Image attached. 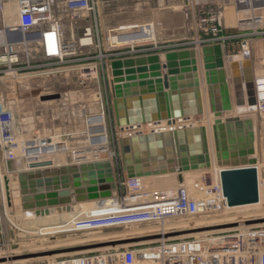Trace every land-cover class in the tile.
<instances>
[{
  "label": "built area",
  "instance_id": "obj_1",
  "mask_svg": "<svg viewBox=\"0 0 264 264\" xmlns=\"http://www.w3.org/2000/svg\"><path fill=\"white\" fill-rule=\"evenodd\" d=\"M8 2L10 0H0V15H2L0 32L5 33V37L0 39V81L8 74L17 79L28 77L27 74L19 73L29 71H32V74L51 75L79 70L83 80L99 79L101 72L104 88H99V111L87 118L89 137L102 136L94 130L96 124L92 121V117H102L100 125L107 127V134L110 129L113 137L112 147L110 140L107 144L97 143V148L100 150L96 155L93 151L92 153H83L79 150L73 152V161L69 164L111 163L114 171L112 196L95 201L85 210L75 211L58 224L40 226L39 235L76 236L80 233L100 232L113 228L151 226L152 231L146 237H157L154 240L127 246L104 247L76 252L74 255H61L52 264H264V223L247 225L264 220V172L261 165L257 166L259 202L249 206L229 207L223 191L221 170L216 169L214 164L208 170L195 172L194 175L197 177L191 184L188 183L190 178L183 180L174 188L165 189L155 188L152 177L125 178L121 164L119 149L121 134L115 121L112 76L107 66L108 62L178 50H201L203 46L217 44L225 48V43L236 37L225 35L227 27L224 24L225 15L222 7L200 10L199 28L203 36L194 41L183 40L160 45L157 42L155 27L145 24L131 30H110L108 44L102 45L97 0H15L14 14L17 22L12 25L6 23ZM59 2L69 12L71 20H76L81 14L93 20V25L85 27L76 42L64 40L63 28L53 13L55 5ZM186 2L188 8L195 10V0H186ZM234 4L241 29L245 31L246 28H250L254 31L239 37L244 39L264 37V15L256 14V12H264V0H234ZM246 15L252 17H245ZM139 34L144 37L124 41L127 37ZM78 49L87 51L95 49L97 55L78 59ZM81 62L87 64L74 68ZM21 64L25 66L20 68ZM254 84L257 94V114L264 118V71L254 79ZM139 131L148 133L151 127L144 125ZM59 138L62 136L53 135L48 138L20 136L13 112L0 108V252H9L0 257L7 260L4 264L18 262L9 259L23 255H14L20 249L19 245H15V241L20 239L16 237L15 230L20 228L7 214L8 209L13 210L14 201L11 195V205H9L3 180L27 171L32 163L49 160L48 153L53 157L61 154L62 152H57L58 147L66 146L68 150L67 144L58 140ZM44 147L53 149L40 153ZM104 153L108 155L105 158ZM12 165H15L13 170ZM240 209L256 210L258 214L248 213L249 215L240 219L231 216L234 211ZM198 217H207L209 220L207 224L195 230L230 225L236 227L200 232L196 235L169 236L193 231L189 229V225L186 228H177L173 223ZM5 219L11 225L12 241L1 244L7 238L3 226ZM27 229L31 230L26 227Z\"/></svg>",
  "mask_w": 264,
  "mask_h": 264
},
{
  "label": "water",
  "instance_id": "obj_2",
  "mask_svg": "<svg viewBox=\"0 0 264 264\" xmlns=\"http://www.w3.org/2000/svg\"><path fill=\"white\" fill-rule=\"evenodd\" d=\"M247 47V43L244 44ZM202 71L198 53L194 49L171 51L164 54L140 56L109 61L112 76V96L116 126L121 134L119 149L124 176L127 179L160 177L205 171L213 164L221 168V181L229 207L254 205L259 202L258 159L254 148V123L248 117L257 112L252 61L249 51L243 61L228 59L222 45L201 48ZM240 67L245 76H239ZM236 100L233 113L231 94ZM218 93L224 104L219 105ZM246 98L247 108L243 98ZM60 94L41 97L42 102L56 101ZM206 109L214 115L212 136L204 126H178L179 122L203 116ZM244 117V118H242ZM165 123L169 130L139 131L144 125ZM247 130V139L244 130ZM128 132V134H125ZM238 137V138H237ZM211 138V139H210ZM238 142V143H237ZM27 171L5 178V190L11 205V187L14 181L23 196L24 208L57 206V191L65 196L63 204L71 203L70 189L75 200H98L112 196L114 171L109 162L55 167L51 160L32 163ZM57 195V196H56ZM63 196V197H64ZM48 200V201H46ZM66 211H72L68 206ZM39 214L49 215L50 210ZM264 223V220L250 224ZM203 228L169 236L232 228ZM157 237L129 238L72 249L43 252L13 257L9 261L32 260L64 253H76L104 247L127 246ZM0 258V264L6 263Z\"/></svg>",
  "mask_w": 264,
  "mask_h": 264
},
{
  "label": "rangeland",
  "instance_id": "obj_3",
  "mask_svg": "<svg viewBox=\"0 0 264 264\" xmlns=\"http://www.w3.org/2000/svg\"><path fill=\"white\" fill-rule=\"evenodd\" d=\"M218 7L221 8V6L216 5L215 7L202 6L200 7V9L206 8L209 10H214ZM222 9L224 10L225 15V8L222 7ZM58 13V17L60 18V24L63 30L66 31V35H73L74 31L75 33H77V26L82 28L84 27V23L80 22L76 24V22H73L71 20V15L64 8H61ZM256 14L259 15L262 14V12H256ZM5 16L7 19V24L12 25L17 22V17L15 16V14L12 13L11 10H7ZM199 17L198 19L196 18V21H194V19L192 18L193 22L190 30L191 36H189V38L193 39L195 35L197 36V38L203 36V33L199 28ZM236 17L237 27L239 29L237 30L239 32L235 33L236 36L254 33V31H252L250 28H246L245 31L241 29L238 23L239 15L237 14V10ZM245 17L249 18L252 16L246 15ZM120 18L121 17H119L118 15L113 16L111 18L110 22L112 23L113 27H115V25L121 22ZM1 22L2 15H0V26ZM224 24L226 26L225 16ZM185 31L186 30L182 31L180 29L174 31L175 38L179 39L180 37H182L183 34L186 33ZM171 33L172 32H170V34ZM108 37V29L105 31H102L100 29V39L102 45L108 44ZM197 38L193 39L192 41L196 40ZM260 38L264 39V37ZM76 41L73 40V42ZM107 48L108 46L106 45V49ZM96 55L97 50L95 49L93 51L78 49V59ZM34 60H37V58H34ZM82 63L83 62H81L80 64H78V66H75L74 68H78L81 65L85 66L87 64L86 62L83 64ZM24 66V64H21L19 67L22 68ZM21 73L27 74L29 76L17 79L13 78V75L8 74L3 80L0 81V108L13 112L15 116L16 127L19 131L20 136L25 138L28 136L48 138L53 135H61L62 138H59L58 140L65 142L68 146V150L65 146L66 152H64L63 163H71L73 161L72 153L75 151L79 150L83 153H92L93 150L99 149L97 148L98 145L94 146L92 144V138L89 137L90 129L87 124V118L88 116L97 113L100 108L98 102L99 88H104V79L102 78L103 75L101 72L99 79L92 78L89 80H83L81 77V72L79 70L59 72L51 75L39 73L32 74V71L20 72L19 74L21 75ZM50 94H60L61 98L59 100L51 102L41 101L42 96ZM256 113L251 114L249 116H252L253 118L257 119V116H255ZM206 116L207 114H204L203 116L197 119V122L200 126H207V124H209L211 120H213L212 114H210V116L207 118ZM261 119L264 120V118ZM108 136L110 140V145L112 147L113 137L110 129L108 131ZM95 152L96 151H94L93 154H95ZM107 156V153L103 154L104 158ZM54 158L56 159V161H59L57 155L54 156ZM11 169H15V165H12ZM261 169L264 172V161L261 163ZM191 177L192 178L190 179V181H188L189 184L190 182L192 183L196 179L197 175H192ZM4 183L5 182L3 180V184ZM113 190L114 185L112 184V192ZM15 191L14 192L18 193V195L12 192L14 208L12 211L8 209L7 213L9 215L10 220H12L20 228V230L14 229L16 237L20 238L15 241V245H19L20 249L14 255L37 254L92 245L96 244V242L104 243L129 238L146 237V235L152 231L151 226H138L132 228H113L100 232H85L76 234V236H73L72 234H57L54 236L43 237L39 235V231L41 229L40 226L49 225V223H47L49 220L50 224L51 222L58 224L65 218H69L72 214L75 213V211H82L92 206L93 203L97 200L86 199L82 202H77L74 196L75 190L71 188V195L69 197L71 198V203L63 204L61 199H64L65 196L63 194H60L61 191H57L58 196L56 195V198L60 200V203L57 206H47L45 208L37 207L36 203L44 201L35 200V208L32 210H26L24 208V202L22 200L23 196L21 195L20 190ZM68 206L72 208V211L68 212L65 210V208H68ZM44 210H50V214H39V216L36 215V212L41 213ZM249 210L250 209H240L234 211L231 216L240 219L248 213L258 214V211L256 210ZM28 213H30L31 215H28ZM208 220L209 218L207 217H198L192 220H182L181 222L173 223V226H176L177 228H186L189 225V229L191 228L192 230H195V228L207 224ZM31 222L34 223L31 224ZM3 226L5 228L7 238L2 241L1 244L5 243V241L7 243H9L10 240L12 241V238H10L12 234L10 232L11 225L6 219L3 222ZM26 227L31 228V230H26ZM193 234L196 235L197 233H191L188 235ZM8 253L9 252H0V257H3V255H6ZM65 254L74 255L75 253H64L56 256L18 261L15 263L13 262L11 264H52L58 257H61V255Z\"/></svg>",
  "mask_w": 264,
  "mask_h": 264
},
{
  "label": "crops",
  "instance_id": "obj_4",
  "mask_svg": "<svg viewBox=\"0 0 264 264\" xmlns=\"http://www.w3.org/2000/svg\"><path fill=\"white\" fill-rule=\"evenodd\" d=\"M99 4L98 11V21H99V29L105 31L110 30H131L136 28L137 26L151 24L155 27L157 33V42L158 44H166V43H175L183 40H193L197 38L195 35L192 38H189L190 30L192 26V18L196 21L200 14V7L202 6H216L219 5L225 8V22H226V30L225 35L227 36H235L236 38L225 43V55L228 59L237 56L235 60L237 62L243 61V55L248 50L251 56L252 61V73L254 75V79L257 76H260L264 71V39L263 38H255V39H244L239 36H236L235 33H238L239 30L237 27V17H236V7L234 4V0H195V10H191L187 7L186 0H97ZM8 10H11L12 13H15L16 3L15 0H10L7 3ZM63 7V4L59 2L55 5L53 9L54 15L60 20L58 17V12ZM118 15L120 18V23L113 27L110 22L113 16ZM73 22L84 23V27H76L77 33H73V35H66V31H64V40L67 42H73L78 40V38L82 35L84 28L90 25H93V20L89 16H83L81 14L79 18L76 20H72ZM112 28V29H111ZM186 30L185 34L179 39L175 38L174 31L176 30ZM170 32H172L170 34ZM247 43V47H244V44ZM198 53V60L201 62V50H196ZM240 56V57H238ZM240 78H244L245 72L244 68L240 67L239 69ZM234 93L231 94L232 106H233V115H236V110L238 106H236V100L234 98ZM244 102V106L241 109L247 108L246 98L242 99ZM218 102L219 105L222 106L224 104L222 94L218 93ZM207 117L210 114L206 113ZM257 119L252 116H248L254 123V133H255V141L254 148L256 151V158L258 159V164L264 161V120L260 118V116L256 113ZM201 117V116H200ZM199 117L194 118L196 121ZM244 118V117H242ZM197 125H199L197 123ZM200 126V125H199ZM247 130H244V137L247 139ZM238 138V137H237ZM238 143V142H237ZM66 152V151H64ZM64 158L56 161L55 159V167H61L69 165L70 163H63ZM195 172L184 173V180H188L192 178ZM179 174H172L160 177H152L153 185L157 189H165V188H174L180 184L179 182ZM15 185V184H14ZM17 189V187H15ZM19 190V189H17ZM34 222H31V224ZM50 224V220L47 222ZM52 223V222H51Z\"/></svg>",
  "mask_w": 264,
  "mask_h": 264
},
{
  "label": "bare ground",
  "instance_id": "obj_5",
  "mask_svg": "<svg viewBox=\"0 0 264 264\" xmlns=\"http://www.w3.org/2000/svg\"><path fill=\"white\" fill-rule=\"evenodd\" d=\"M263 15H264V12L262 13ZM5 33H1L0 32V39H3L5 36ZM143 38L144 36L142 35V34H139L138 36H133V37H127V38H125L124 39V41H129V40H134V39H139V38ZM232 60H234V61H238V60H235V59H232ZM198 62H199V60H198ZM199 66H200V69H201V71H202V62H199ZM210 113V114H212L208 109H206V111H205V114L206 113ZM101 116V115H100ZM212 118H213V120H211V122L209 123V124H207V126H204V127H206L207 129H208V136L209 137H211L212 136V130H211V127H212V122H214V120H215V118H214V115L212 114ZM92 121L96 124L95 126V128H94V130L96 131V133H101L102 134V136H100V137H96V138H92V144H96V145H98V144H107L108 143V141H109V137H108V134H107V127H105L104 125H100V123H102V117H92ZM197 121L195 120V119H192V120H190V121H182V122H179L178 123V126H189V125H197ZM197 126H199V125H197ZM151 127V130H160V131H163V130H169V127L165 124V123H163V124H161V125H157V126H155V125H153V126H150ZM94 131V132H95ZM211 139V138H210ZM98 143V144H97ZM62 147V146H61ZM58 147L59 149H58V151L57 152H62L61 154H59V155H57V158L58 159H61V158H63V156H64V151H66V147ZM49 149H53V148H46V147H44V148H42L41 149V151H40V153H45V152H48L49 151ZM98 150H100V148L99 149H97V150H93V152L94 151H96V152H98ZM96 152H95V154L94 155H96ZM47 157H48V159L50 160L51 159V161H53L54 162V164H55V158L52 156V155H50L49 153H48V155H47ZM215 165V164H214ZM215 167H216V169H218L219 167L217 166V165H215ZM219 170H221V168H219ZM218 170V171H219ZM190 184H191V182H190ZM15 185H14V181H12V183H11V187L14 189L15 187H14ZM15 190H17L16 188L13 190V192L15 191ZM16 192V191H15ZM14 192V194H16V195H18V193H15ZM11 195H12V193H11ZM18 198V197H17ZM28 215H31L30 213H28ZM197 230H199V229H197Z\"/></svg>",
  "mask_w": 264,
  "mask_h": 264
}]
</instances>
